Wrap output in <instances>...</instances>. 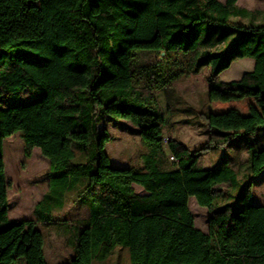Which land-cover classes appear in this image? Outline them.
<instances>
[{"label":"trees","instance_id":"obj_1","mask_svg":"<svg viewBox=\"0 0 264 264\" xmlns=\"http://www.w3.org/2000/svg\"><path fill=\"white\" fill-rule=\"evenodd\" d=\"M238 1L0 0V264H48L38 225L52 224L69 193L89 216L73 228L75 256L65 264H96L120 248L128 264H264V204L254 197L264 149L253 142L264 127V25L232 22L250 16ZM247 58L252 71L221 80ZM207 69L210 101L254 105L247 116L201 114L209 140L193 152L166 137L179 113L168 103L165 114L158 95ZM108 117L138 128L141 167H112ZM18 132L27 157L38 149L50 163L37 220L10 219L5 141ZM213 150L231 155L207 168ZM244 152L251 175L241 185ZM191 198L209 211V233L197 228Z\"/></svg>","mask_w":264,"mask_h":264},{"label":"rangeland","instance_id":"obj_2","mask_svg":"<svg viewBox=\"0 0 264 264\" xmlns=\"http://www.w3.org/2000/svg\"><path fill=\"white\" fill-rule=\"evenodd\" d=\"M225 3L226 0H219ZM239 9L246 10L250 16L231 19L232 22L243 25H264V0H239ZM142 60L154 62L158 55L145 53ZM254 59H243L235 62L222 78L225 82L237 81L244 73L253 70ZM210 69L203 74L192 76L189 79L171 85L168 94L158 95L161 107L166 114L167 104L177 110L179 115L173 117L176 122L172 127H166V137L174 138L186 145L193 152L201 150L209 140L206 123L201 120V114H224L230 110H237L243 114L249 113L250 99L231 102L210 101ZM191 123V124H190ZM173 125V124H172ZM107 130L112 136L107 145L106 152L111 159L113 168L123 169L142 166V155L146 152L139 135L138 128L127 120H116L111 117L105 119L102 131ZM22 133L18 132L5 141L6 174L12 184L9 191L10 219L11 220H37V204L49 192L50 163L44 158L40 150L32 151L29 158L26 154ZM264 141V127L253 137L257 149H264L259 143ZM231 153L228 150H213L205 155L207 168H215L220 164L223 156ZM171 155L167 154L168 161ZM241 185L246 184L251 175L250 156L247 152L240 157L236 165ZM61 171V170H58ZM223 192L231 191L229 185L219 187ZM142 188L138 186L137 191ZM257 203L264 204V174L260 177L254 189ZM190 210L195 218L196 226L204 233H209L210 213L199 206L195 198L190 200ZM89 210L81 206L76 195L69 193L62 210H55L52 224H39V229L46 239L45 254L48 264L70 263L75 256V231L78 222L88 218ZM129 253L126 248H120L107 260L96 264H128ZM17 264H27L20 259Z\"/></svg>","mask_w":264,"mask_h":264},{"label":"crops","instance_id":"obj_3","mask_svg":"<svg viewBox=\"0 0 264 264\" xmlns=\"http://www.w3.org/2000/svg\"><path fill=\"white\" fill-rule=\"evenodd\" d=\"M254 66H255V64H254ZM227 72H229V71H226V72H224L222 75H221V80H222V78L226 75V73ZM245 74V73H244ZM223 81V80H222ZM223 82H225V81H223ZM250 103H251V107L254 105V103H253V100H251L250 99ZM251 107H250V109H249V111L251 110ZM241 113V112H240ZM250 113V112H249ZM249 113H247V114H243V113H241L243 116H247V115H249ZM191 200V199H190ZM259 204H263V203H260L259 202ZM189 206H190V203H189Z\"/></svg>","mask_w":264,"mask_h":264},{"label":"built area","instance_id":"obj_4","mask_svg":"<svg viewBox=\"0 0 264 264\" xmlns=\"http://www.w3.org/2000/svg\"><path fill=\"white\" fill-rule=\"evenodd\" d=\"M167 142H168V140H167V138H166V140H165V144H167ZM170 159H171V161H172L173 163L177 162V159H176L173 155H171Z\"/></svg>","mask_w":264,"mask_h":264}]
</instances>
